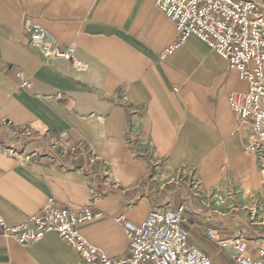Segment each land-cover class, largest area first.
I'll return each mask as SVG.
<instances>
[{"label":"crops","instance_id":"0c3cea01","mask_svg":"<svg viewBox=\"0 0 264 264\" xmlns=\"http://www.w3.org/2000/svg\"><path fill=\"white\" fill-rule=\"evenodd\" d=\"M155 2L0 0V215L14 226L49 200L89 206L97 216L78 232L120 260L127 224L182 206L189 244L212 264H244L236 240L257 260L264 186L227 102L247 84L193 37L161 60L179 34ZM37 29L74 47V62L47 60L30 41ZM11 148L32 154L29 163ZM76 260L54 233L28 246L0 237V264Z\"/></svg>","mask_w":264,"mask_h":264},{"label":"built area","instance_id":"2783aa9c","mask_svg":"<svg viewBox=\"0 0 264 264\" xmlns=\"http://www.w3.org/2000/svg\"><path fill=\"white\" fill-rule=\"evenodd\" d=\"M158 11L168 17L179 34L178 42L167 48L161 60L193 37L234 69L247 84L244 93L231 94L228 106L236 117L237 128L248 130L244 151L259 161L264 186V13L261 0H156ZM30 41L47 60L74 62V47L62 48L46 41L45 32L37 29ZM30 130L19 131L20 136ZM8 154L25 166L32 154L9 149ZM97 215L90 207L72 210L49 200L37 214L9 226L0 215V237L22 246L40 241L46 234L58 235L78 255L77 264H212L205 253L193 248L183 224V207L176 212L153 210L138 225L125 226L128 254L112 260L86 242L77 226ZM226 244H223L225 247ZM238 260L244 264H264V249L257 260L242 257L240 241L234 242ZM11 264V263H5Z\"/></svg>","mask_w":264,"mask_h":264},{"label":"rangeland","instance_id":"374dc122","mask_svg":"<svg viewBox=\"0 0 264 264\" xmlns=\"http://www.w3.org/2000/svg\"><path fill=\"white\" fill-rule=\"evenodd\" d=\"M189 183L191 184V187H195V188H200L199 187V184L197 183V181H196V178L194 177V176H191L190 178H189ZM85 207H87V206H85ZM180 207H182V206H180ZM84 208V207H83ZM91 208V207H90ZM155 210H157V209H155ZM178 210V209H177ZM176 210V211H177ZM176 211H174V212H176ZM149 215V214H148ZM4 220V219H3ZM144 220V219H143ZM142 220V221H143ZM141 221V222H142ZM6 223V222H5ZM8 225V224H7ZM80 225V224H79ZM138 225V224H137ZM10 226V225H9ZM78 231V230H77ZM186 231V230H185ZM124 232H125V230H124ZM79 233V232H78ZM186 233H187V237H188V232L186 231ZM80 234V233H79ZM81 235V234H80ZM82 236V235H81ZM83 237V236H82ZM84 239V238H83ZM85 240V239H84ZM127 240V239H126ZM86 241V240H85ZM87 242V241H86ZM72 250V249H71ZM73 251V250H72ZM75 254H76V252L75 251H73ZM202 252V251H201ZM127 254H128V243H127ZM207 255V254H206ZM76 256H77V260H76V264H77V261H78V255L76 254ZM109 258V257H108ZM113 260V259H112ZM211 261V260H210Z\"/></svg>","mask_w":264,"mask_h":264}]
</instances>
